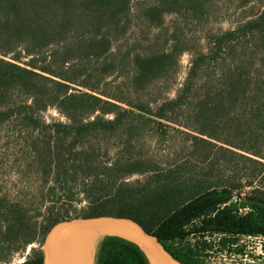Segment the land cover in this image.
<instances>
[{"label": "rangeland", "instance_id": "374dc122", "mask_svg": "<svg viewBox=\"0 0 264 264\" xmlns=\"http://www.w3.org/2000/svg\"><path fill=\"white\" fill-rule=\"evenodd\" d=\"M151 3L129 2L119 26L109 32L111 53L107 58L92 59L77 46L65 54L64 42L44 48L36 56L38 65L50 66L56 73L64 71L73 79L69 84L72 90L103 99L113 97L129 113L113 129L95 128L81 133H75L72 126L57 131L55 124L70 122L51 106L29 112V120L24 112H15L0 122V198L21 205L37 225L35 241L24 249L9 252L6 243L0 242V264H23L34 250L42 255L45 227L88 216L84 197L88 178L84 172L72 176L68 170L65 182L55 168L58 159L63 160L61 170H66L69 163L77 162L79 152L93 151L98 167L109 166L115 160L135 163L138 172L126 176V182L144 183L159 173L162 183H179L193 189L204 179L205 186L235 180L244 183L251 170L242 157L249 156L246 149H264L262 133L248 118L249 93H257V99L261 96L264 101V20L262 24H247L263 15L264 0H206L197 13L168 12L158 23L144 17ZM227 33L231 36H225ZM87 35L83 29L73 30L66 41H80ZM172 51L177 53L176 62L166 66L157 78L141 83L133 58ZM20 55L18 64L24 66L29 58ZM195 58L202 61L192 76L189 93L182 97L178 108L159 116L162 103L181 95ZM232 74L241 75L245 93L235 105L213 115L206 129L218 138L214 141L198 133L202 120L195 117L196 102L205 91L222 90L225 75ZM13 100L25 105L32 102L21 95H15ZM138 105H147L148 110L141 112ZM98 116L101 115L95 112L76 120L84 124ZM113 118L110 114L102 116L105 121ZM42 160L49 164L45 173ZM68 195H72V200H66ZM248 195L233 193L231 201L242 203ZM246 210L240 207L238 213ZM200 223L196 220L188 224L185 229L190 234L182 242L172 244V249H189L202 264H264V237L238 236L222 246L221 236L208 230L194 232ZM63 240L64 245H72L75 238L67 236Z\"/></svg>", "mask_w": 264, "mask_h": 264}, {"label": "trees", "instance_id": "16d2710c", "mask_svg": "<svg viewBox=\"0 0 264 264\" xmlns=\"http://www.w3.org/2000/svg\"><path fill=\"white\" fill-rule=\"evenodd\" d=\"M130 1L0 0V122L15 112H24L29 120V112L51 106L61 111L70 122L69 125L55 124L57 131H66L71 126L75 128V133L95 128H115L122 116L129 113L117 104L119 101L113 97L103 99L92 93L72 90L69 84L73 79L67 77L64 71L56 73L50 66L38 65L36 56L42 49L64 42L62 49L65 54L77 46L92 59L107 58L111 53L109 32L119 26L120 19L128 12ZM150 1L152 3L145 9L144 17L152 23H158L168 12L182 10L197 13L206 0ZM263 20L264 13L258 21L247 24H262ZM81 29L88 33L87 38L66 41L70 31ZM225 36H231V33ZM20 54L29 58L24 66L18 64L22 58ZM176 56L177 53L173 51L136 55L132 62L136 75L140 77L137 78L141 83L157 78L166 66L176 62ZM199 58L192 61L181 95L162 103L158 108L159 116L178 108L182 97L189 93L192 76L202 61ZM224 78L222 90L212 93L205 91L196 102L195 117L202 120L198 133L214 141H218V138L206 129L213 115L235 105L245 93L241 75H225ZM15 95L29 98L31 105L16 104L13 100ZM249 95L248 118L255 123L257 131L264 138V101L261 96L258 100L255 92ZM136 108L144 113L148 110L147 105H138ZM95 112L101 116L91 122L82 124L76 120L81 115ZM109 114L114 116L113 120L102 119V116ZM230 146L238 150L240 148L231 143ZM246 150L249 156H240L249 163L251 170L244 183L235 180L232 183L205 186L204 179L193 189H186L185 185L179 183H162L158 178L159 173H154L144 183L126 182V176L138 172L135 163L115 160L109 166L98 167L93 151L79 152L77 162L74 160L76 163H69L66 170H61L63 160L58 159L55 168L58 174H63L65 182L69 171L72 176L78 171L85 173L84 176L89 180L84 189V197L88 202L87 217L113 215L131 218L152 233L180 263L202 264L191 250H174L171 247L186 239L190 232L185 227L193 221L201 222L198 231L194 229V232L203 233L208 230L211 234L221 235L222 246L238 236H264V149ZM41 162L45 173L49 164L43 160ZM233 193L250 195L244 197L242 203H233ZM72 198V195H68L66 200ZM240 207L247 210L238 213ZM51 225L45 227L44 233ZM36 232V223L30 221L21 205L0 198V242L6 243L9 252L32 244ZM23 264H42L41 253L34 250ZM94 264L149 263L137 245L120 237L106 236L98 245Z\"/></svg>", "mask_w": 264, "mask_h": 264}, {"label": "water", "instance_id": "95a60500", "mask_svg": "<svg viewBox=\"0 0 264 264\" xmlns=\"http://www.w3.org/2000/svg\"><path fill=\"white\" fill-rule=\"evenodd\" d=\"M81 233L87 238L82 246L87 264H92V260L95 258L96 243L98 241L100 243L106 236L120 237L137 245L149 264H182L174 259L157 238L146 231L138 222L128 217L113 215L71 218L54 223L43 239L41 247L42 264H59L58 245L61 236ZM102 233L105 235L98 239Z\"/></svg>", "mask_w": 264, "mask_h": 264}, {"label": "bare ground", "instance_id": "6f19581e", "mask_svg": "<svg viewBox=\"0 0 264 264\" xmlns=\"http://www.w3.org/2000/svg\"><path fill=\"white\" fill-rule=\"evenodd\" d=\"M105 234H100L98 239ZM73 236L75 238L74 244L64 245V237ZM86 235L81 234H64L61 236L58 245V260L59 264H87L85 254L82 252V246L86 240ZM69 243V242H67ZM71 244V243H70ZM90 264V263H89Z\"/></svg>", "mask_w": 264, "mask_h": 264}, {"label": "built area", "instance_id": "2783aa9c", "mask_svg": "<svg viewBox=\"0 0 264 264\" xmlns=\"http://www.w3.org/2000/svg\"><path fill=\"white\" fill-rule=\"evenodd\" d=\"M219 237L221 236V235H218ZM260 237H264V236H260Z\"/></svg>", "mask_w": 264, "mask_h": 264}]
</instances>
